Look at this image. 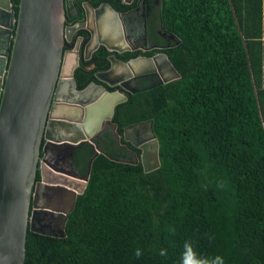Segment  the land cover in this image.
I'll return each mask as SVG.
<instances>
[{"label":"trees","instance_id":"obj_1","mask_svg":"<svg viewBox=\"0 0 264 264\" xmlns=\"http://www.w3.org/2000/svg\"><path fill=\"white\" fill-rule=\"evenodd\" d=\"M158 3L148 32L172 35L179 78L137 83L113 121L150 119L159 166L121 161L109 132L95 155L81 143L72 164L92 160L63 233L27 230L23 264H264V0Z\"/></svg>","mask_w":264,"mask_h":264},{"label":"water","instance_id":"obj_2","mask_svg":"<svg viewBox=\"0 0 264 264\" xmlns=\"http://www.w3.org/2000/svg\"><path fill=\"white\" fill-rule=\"evenodd\" d=\"M68 1L74 0H18L14 14L9 0H0V264H23L27 230L43 233L34 226L36 216L50 219L58 215L53 213L58 209L39 203L43 189L57 188L70 196L68 209L58 211L62 235L66 214L86 185L92 160L88 159L85 173L80 174L72 164L73 153L83 142L92 145L94 155L99 152L91 135L104 124H112L114 106L126 98L95 82L75 86L76 52L69 63V53L64 50L75 29L64 26ZM103 8L109 16L97 25L96 38L105 49L119 52L126 48L120 13L107 3ZM93 34L91 31L94 39ZM109 59L107 76L98 73L95 77L117 85L116 89L148 72L157 73L158 83L179 78L162 52L126 62L113 55ZM110 76L112 80L106 79ZM147 124L144 132L143 122H137L123 127L121 133L125 141L140 149L144 172L159 166L157 140L151 121ZM115 136L119 139L117 133ZM62 162L67 169L60 167ZM76 183L80 187H75Z\"/></svg>","mask_w":264,"mask_h":264},{"label":"flooded vegetation","instance_id":"obj_3","mask_svg":"<svg viewBox=\"0 0 264 264\" xmlns=\"http://www.w3.org/2000/svg\"><path fill=\"white\" fill-rule=\"evenodd\" d=\"M158 1L159 0H131L129 3H125L123 0H120L123 4L131 6L127 10H116L108 1H97V3L94 4L92 0H74L73 3L71 1H68L67 3L69 15H67L64 21V26L67 28L73 27L75 29L72 34L71 30L67 29V33L71 34H69L71 39L67 43V49L65 48L64 50L69 53L67 58L69 63L73 61L72 56L74 52H76L77 62L73 68L75 86L85 87L89 83L95 82L97 84H102L106 90H117L126 97L123 101L114 106L110 120L112 124H115V127L112 124H104L100 130L98 129L97 132L91 135L92 142L97 144L98 142H103V133L109 132L114 138L116 145L123 148L126 153V157L121 161L129 162L128 154H130L134 163L139 162L140 149L133 146L128 141H125L121 136L122 128L129 124L122 126L120 132H118L119 127L117 123L113 121L115 111L119 105L127 102V100L130 102L131 95L139 91L140 87L137 86V83L143 84L145 81H148L150 84L155 82L158 83L159 78L155 71L143 73L126 80L123 83V87L116 89L117 85L110 86L105 80L99 81L96 79L95 75L98 73L106 75V70H108L111 65L109 59L111 55H113L115 60L126 62L131 59H136L139 56L151 57L161 52L162 48L167 47V42L172 40L171 34H167L161 30L160 27L154 26L153 29L155 31V36L158 37L155 38L156 42H154V38L152 39L148 32V18L151 15L152 10L155 11L158 8ZM106 3L109 4L113 10L120 13L118 18L126 48H123L119 52H111L108 49H105L101 43H98V39L96 38L97 25H100V22L104 17L109 16V11H107L106 8H103ZM95 10L97 12H95ZM91 31L94 33V39H97L96 43V40H94L91 35ZM162 41L165 43L162 44ZM80 75L85 76L82 82L79 81ZM112 78L113 77L110 76L106 79L112 80ZM147 121H150V119L140 121L144 124L141 132H144L148 127ZM115 133L118 134L119 139L116 138ZM130 136L131 139H135L133 135ZM136 151L138 152V155L136 154ZM59 165L63 169H67L65 167L66 163L62 162L59 163ZM77 171L82 174L79 170ZM35 179L37 180L38 177ZM75 187H80L79 183H76ZM43 190L44 194L39 203H44L46 206L58 209L55 210L56 212H53L58 215L53 216L50 219L46 216L42 218L36 216L34 226L37 230L45 234L52 236L59 235L62 226V216L58 211L63 212L68 209L70 196L66 191L57 188L53 190Z\"/></svg>","mask_w":264,"mask_h":264},{"label":"bare ground","instance_id":"obj_4","mask_svg":"<svg viewBox=\"0 0 264 264\" xmlns=\"http://www.w3.org/2000/svg\"><path fill=\"white\" fill-rule=\"evenodd\" d=\"M147 153H149V159L152 158V151L149 147H147Z\"/></svg>","mask_w":264,"mask_h":264}]
</instances>
